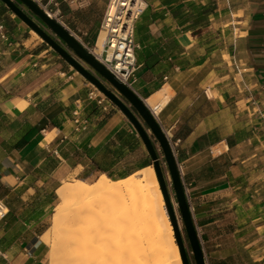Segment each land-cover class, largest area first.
Wrapping results in <instances>:
<instances>
[{"label":"crops","instance_id":"1","mask_svg":"<svg viewBox=\"0 0 264 264\" xmlns=\"http://www.w3.org/2000/svg\"><path fill=\"white\" fill-rule=\"evenodd\" d=\"M142 1L134 88L165 99L155 119L206 264H264V0ZM109 2L39 7L94 53ZM33 32L0 0V264H42L57 172L119 180L153 161L125 113Z\"/></svg>","mask_w":264,"mask_h":264},{"label":"bare ground","instance_id":"2","mask_svg":"<svg viewBox=\"0 0 264 264\" xmlns=\"http://www.w3.org/2000/svg\"><path fill=\"white\" fill-rule=\"evenodd\" d=\"M129 3L118 0L95 56L101 54L107 36L113 33L122 41L115 47L117 58L124 63L129 57L124 42L133 7ZM118 68L122 80L123 66ZM145 103L158 113L165 99L150 98ZM57 194L60 202L52 215L48 264H182L152 166L119 180L98 172L60 186Z\"/></svg>","mask_w":264,"mask_h":264},{"label":"water","instance_id":"3","mask_svg":"<svg viewBox=\"0 0 264 264\" xmlns=\"http://www.w3.org/2000/svg\"><path fill=\"white\" fill-rule=\"evenodd\" d=\"M20 19L32 28L50 47L57 52L75 70L91 81L107 98L115 103L130 119L140 133L143 142L154 162L167 212L173 225L175 238L179 247L183 264H191L186 253L185 243L179 229L169 190L159 162V154L151 134L157 140L168 165L174 190L179 203L181 216L185 224L187 236L194 254L196 264H206L205 256L194 226L186 197L182 176L177 160L166 133L163 131L146 103L134 91L119 81L99 59L59 23L45 12L33 0H2ZM23 7L29 9L37 21ZM88 66V67H87ZM89 68V69H88ZM92 69L95 73L90 71ZM105 83L109 84L106 85Z\"/></svg>","mask_w":264,"mask_h":264},{"label":"built area","instance_id":"4","mask_svg":"<svg viewBox=\"0 0 264 264\" xmlns=\"http://www.w3.org/2000/svg\"><path fill=\"white\" fill-rule=\"evenodd\" d=\"M36 4H41V0H33ZM117 2L118 0H110L106 14H105V18L103 21V26L102 29L103 30H108L110 28V25L112 23V19H113V10L117 8ZM130 7L131 5L133 7H135V9H133V7L130 9V13H131V19L129 20L130 22L127 24V28H126V33H127V40L124 41L125 45L128 47L127 48V54L129 57L126 58L125 62L122 63L121 62V58L118 59L117 58V51L115 49L116 45H119V43H121L122 41H120L118 38V36L116 34H109L107 36L106 42H105V47H104V51H103V55L98 58L99 61L106 67V69H108L119 81H121L124 85H126L129 89H131L132 91H135L134 88V84L137 81L136 78V71H137V60H136V46L134 44L133 41V36H134V27H135V22L138 19L139 15L142 13V11L144 10V2L142 0H130ZM136 5V6H134ZM50 17H52L51 14H49ZM112 51L113 54H115V57H112L111 59L109 58L110 56V52ZM124 57V56H123ZM123 64V65H121ZM122 67V80L120 79V69L118 67ZM106 85H108V87H110L112 89V87L105 83ZM100 91V90H99ZM91 96H95L94 94H91ZM151 113L153 114V116L156 118L158 113H155L153 110H151ZM171 142V141H170ZM156 144V143H155ZM171 146L172 149L174 151V154H176V150L174 148V145L171 142ZM157 147V144H156ZM158 149V147H157ZM159 152V149H158ZM178 168L179 171L181 173V176L183 175L182 172V166L180 164H178ZM1 208V206H0Z\"/></svg>","mask_w":264,"mask_h":264},{"label":"rangeland","instance_id":"5","mask_svg":"<svg viewBox=\"0 0 264 264\" xmlns=\"http://www.w3.org/2000/svg\"><path fill=\"white\" fill-rule=\"evenodd\" d=\"M151 137L153 138L154 142L157 144V147L159 149L158 154H159L160 166L162 168L163 175H164V178H165L168 190H169L170 198H171L172 204L174 206V211H175V214H176V217H177L179 229H180V231L182 233V237H183V240H184V243H185L186 253L188 255L190 263L191 264H196V261L194 259V254L192 252V248H191V245H190V242H189V239H188V236H187V232H186V229H185V224H184V221H183L182 216H181L179 203H178V200H177V197H176V193H175V190H174L173 180H172L170 171L168 169V165H167L165 156H164V154H163V152H162L157 140L154 138V136L152 134H151ZM153 165H154V162L152 161L150 166H152L154 168ZM96 174H98V172L93 173V172L64 170V171L57 172L56 175H54V177L51 178V179L54 180V181H56V180L58 181L60 179L61 180L60 186H63V185H66V184H74L78 180H84V179L88 178L89 176L96 175ZM116 180H118V179H116ZM158 183H159V181H158ZM159 186H160V184H159ZM160 190H161V188H160ZM162 197H163V208H164L165 213H166V215H167V217H168V219L170 221L163 193H162ZM29 201L30 200L28 199L27 202H29ZM59 202H60V197H59ZM0 206H1V208H0V212H1L3 206L2 205H0ZM54 208L55 207H53V208L49 207L48 210H47V213H48V233H47V248H46L47 255H48V253L50 251V248H51V241H52V229H51V226H52V215L54 213ZM170 223H171V221H170ZM171 226H172V232H173V234L175 236V232H174V228H173L172 223H171ZM175 240H176V238H175ZM176 246L178 247L177 240H176ZM178 249H179V247H178ZM47 255L44 258L42 264H48L49 260H48ZM182 264H183V261H182Z\"/></svg>","mask_w":264,"mask_h":264},{"label":"trees","instance_id":"6","mask_svg":"<svg viewBox=\"0 0 264 264\" xmlns=\"http://www.w3.org/2000/svg\"><path fill=\"white\" fill-rule=\"evenodd\" d=\"M156 150L158 151V149H157V147H156ZM150 164H147V165H144V167H146V166H149ZM54 166H55V161H51L50 163H49V166H48V168H54ZM105 174L109 177V178H111V179H113V180H116V175H114V174H112V173H110V172H105ZM130 174H128V175H125V177H123V178H126L127 176H129ZM59 203V198L57 199V201L55 202V203H53L52 205H51V207L53 208V207H55L57 204Z\"/></svg>","mask_w":264,"mask_h":264}]
</instances>
